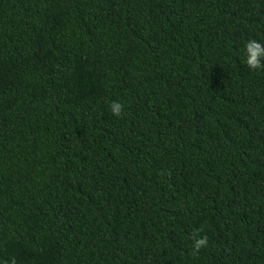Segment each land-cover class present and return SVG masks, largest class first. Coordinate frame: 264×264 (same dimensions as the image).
I'll use <instances>...</instances> for the list:
<instances>
[{
    "label": "trees",
    "instance_id": "1",
    "mask_svg": "<svg viewBox=\"0 0 264 264\" xmlns=\"http://www.w3.org/2000/svg\"><path fill=\"white\" fill-rule=\"evenodd\" d=\"M249 40L264 0H0V264H264Z\"/></svg>",
    "mask_w": 264,
    "mask_h": 264
},
{
    "label": "clouds",
    "instance_id": "2",
    "mask_svg": "<svg viewBox=\"0 0 264 264\" xmlns=\"http://www.w3.org/2000/svg\"><path fill=\"white\" fill-rule=\"evenodd\" d=\"M244 63L246 67L252 71H264V43L258 42L256 40H249L244 45L242 50ZM109 110L113 116L120 117L123 112V106L117 102L113 101L109 105ZM199 231H194L192 233V255H198L202 249L207 248L209 241L207 236L199 235ZM3 264H16L15 258H9L5 260Z\"/></svg>",
    "mask_w": 264,
    "mask_h": 264
}]
</instances>
